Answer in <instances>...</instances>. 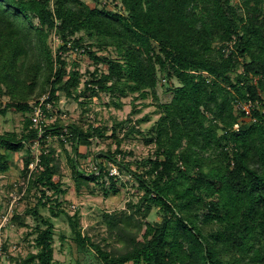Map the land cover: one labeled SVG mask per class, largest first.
<instances>
[{
  "label": "trees",
  "instance_id": "trees-1",
  "mask_svg": "<svg viewBox=\"0 0 264 264\" xmlns=\"http://www.w3.org/2000/svg\"><path fill=\"white\" fill-rule=\"evenodd\" d=\"M111 3L109 9L102 0L93 7L81 0H0V100H10L3 107L0 102L1 115L8 109L31 113L27 99L47 94L46 102L53 103L58 92L76 101L91 91L116 99L151 96L157 102L158 73L164 82L178 83L168 87L170 101L157 104L160 117L147 133L153 156L141 162L140 173L123 165L143 190L140 204L129 209L146 219L156 207L161 221H138V228H145L138 240L118 226L130 215L104 214V222L125 242L124 251L114 252L82 235L78 214L67 216L78 250L92 249L101 264H264V0ZM51 34L60 42L55 54L46 43ZM94 47L112 48L115 57L98 56ZM69 51L106 66L89 75L83 93L77 91L79 72L68 71L62 56ZM238 105H248V114ZM146 121L143 117L136 125ZM42 130L39 137L28 119L21 135L0 134V174L9 170L11 154L38 146L28 184L42 195L26 214L40 220L43 229H35L36 252L11 259L13 264H54L51 219L64 212L50 208L47 218L38 212L46 206L48 190L64 194L54 180L59 164L46 146L48 138L63 147L71 141L67 162L77 187L106 182L115 192L119 182L103 162L97 163V174L79 168L85 156L78 148L101 137V129L55 123ZM34 158L30 153L24 158L25 172ZM95 158L120 166L112 154ZM108 192L103 188L105 196ZM12 221L25 226L17 215Z\"/></svg>",
  "mask_w": 264,
  "mask_h": 264
},
{
  "label": "rangeland",
  "instance_id": "rangeland-1",
  "mask_svg": "<svg viewBox=\"0 0 264 264\" xmlns=\"http://www.w3.org/2000/svg\"><path fill=\"white\" fill-rule=\"evenodd\" d=\"M81 1L90 7L95 6V0ZM102 1L108 3L109 9L113 7L111 0ZM231 1L232 4H237L240 0ZM46 43L53 54L60 47L58 38L53 34L47 38ZM92 50L98 56L115 57L112 48L99 51L94 47ZM62 56L67 63V70L76 69L81 76L78 92L83 93L84 82L89 80V75L95 69L100 72L106 70L105 65L96 66L81 52L69 51ZM157 80L155 88L157 102L151 96L140 99L137 94H129L116 99L109 94L89 91L84 92L78 101L67 98L62 92H58V99L49 103L44 119L46 126L58 123L66 128L68 125L78 124L83 129H87L91 125L102 130V136L92 138L88 147L80 146L78 148L79 154L85 156V158L79 159V168L88 173L94 171L97 163L103 162L108 171L112 167L116 169L117 174L114 175L119 180L115 192L110 188V184H106L105 179V185L98 181L99 183L91 182L77 187L67 162L68 155L72 153L71 141L65 142L63 147L56 138L50 137L46 140L47 148L54 151L59 164L58 174L54 180L60 183V189L64 193L56 195L54 191L48 190L46 195L49 199H45L46 206L38 208L39 215L44 218L51 215L50 208H53L55 212L59 210L64 212L59 217L51 219L54 225V264H101L92 249H87L85 252L78 250L73 241L67 216L72 217L78 214L82 235L87 236L93 244L99 245L101 249L114 252L124 251L125 242L118 236L121 235L118 229H110L104 222V214L114 215L125 212L130 215L129 222L120 223L118 226L122 227L127 234L136 235L138 240L144 234L145 229L144 227L138 228V221L141 224L161 221V214L156 207L150 210L146 219L134 215L129 209V204H140L143 190L124 168L127 165L130 170L140 173L144 168L141 162L152 157L155 152L154 143L147 142L149 139L147 133L160 117L157 104L168 103L171 99L168 87L178 85L174 79L169 83L164 82L163 76L159 73ZM46 97L47 94H44L39 99ZM35 101V98L26 100L30 106ZM0 102L3 107L10 102L9 97H3ZM114 103L121 104V107L117 108ZM32 117V112L23 114L8 109L4 115L0 114V134L15 132L17 135H21L24 133L26 121L28 119L31 121ZM143 117H148L149 121L136 125V122ZM121 122L124 124L121 128H117V124ZM115 128L114 134L113 129ZM63 131L66 132V129ZM37 147V145L26 146L22 151L11 154L9 170L0 174V264H13L11 259L21 260L29 253L36 252L34 248L35 229L39 227L43 229V226L41 221L32 214L29 212L26 214V210L34 209L42 194L36 187H30L28 184L31 171L35 170L34 166H28L29 171L25 172L23 163L29 153L32 156L37 152L35 150ZM100 153L112 154L120 166L117 167L111 162L107 163L105 159L95 158ZM103 188L109 191L107 196L103 194ZM14 215H17L25 223V226L21 227L18 223L13 222ZM3 244L6 246V251L2 250Z\"/></svg>",
  "mask_w": 264,
  "mask_h": 264
},
{
  "label": "built area",
  "instance_id": "built-area-1",
  "mask_svg": "<svg viewBox=\"0 0 264 264\" xmlns=\"http://www.w3.org/2000/svg\"><path fill=\"white\" fill-rule=\"evenodd\" d=\"M46 99L47 97L43 99H39L32 105L33 106V110H32L33 117L31 119V127L37 130L39 137L42 135V131H43L42 127L45 125L44 124L45 112L49 107V103L46 102ZM238 107L241 108L243 111H245L246 114H248V105H244V106L238 105ZM233 129L237 131L238 124H235ZM34 145H37V143L35 142ZM35 150L37 151V148ZM36 154L37 152L35 153L34 161L29 165V166L33 165L34 168H36V165L38 163V158L36 157ZM94 171H95V174H97L96 167L94 168ZM109 171H110L109 174L112 176H115L114 174H117L116 169L114 167H112ZM90 172H93V171H90ZM0 252H1V244H0Z\"/></svg>",
  "mask_w": 264,
  "mask_h": 264
}]
</instances>
